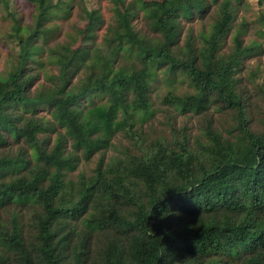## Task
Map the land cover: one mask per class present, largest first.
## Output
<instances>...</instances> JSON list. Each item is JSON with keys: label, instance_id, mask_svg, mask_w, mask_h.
<instances>
[{"label": "trees", "instance_id": "1", "mask_svg": "<svg viewBox=\"0 0 264 264\" xmlns=\"http://www.w3.org/2000/svg\"><path fill=\"white\" fill-rule=\"evenodd\" d=\"M110 1L112 23L100 43L106 53L78 46V21L61 49H47L60 32L53 21L69 20L76 0H31V26L14 19L19 60L0 75V147L12 148L0 155V218L16 208L8 222L0 219V264H264V131L251 129L246 98L248 88L264 90L254 86L255 72L246 84L238 76L252 51L242 32L221 53L236 0ZM206 1L219 5V19L200 43L190 32L180 46L182 22L203 16ZM88 9L82 16L102 27L103 17L89 18L95 10ZM141 13L154 37L137 30ZM49 65L59 66L58 76ZM161 77L192 89L164 96L177 117L234 112L232 136L208 119L195 144L185 135L175 147L163 138L146 146L135 128L156 115L153 84ZM120 132L141 140L139 153L113 158L107 169L102 160L97 177L75 188L68 175L80 155L109 150ZM96 234L106 242L94 261Z\"/></svg>", "mask_w": 264, "mask_h": 264}, {"label": "rangeland", "instance_id": "2", "mask_svg": "<svg viewBox=\"0 0 264 264\" xmlns=\"http://www.w3.org/2000/svg\"><path fill=\"white\" fill-rule=\"evenodd\" d=\"M9 6H5L0 0V75L10 66L12 63H16L19 60L18 57V41L14 39L12 35L14 19L19 20L22 26L32 24L33 7L30 3L31 0H9ZM131 1V0H129ZM155 1V0H147ZM163 1V0H156ZM208 2H210L208 0ZM207 1L206 12L203 16H198L195 20L183 21L182 22V36L180 40V46H185L188 33L192 32L196 37L195 43H200L199 36L203 32H207L211 26L220 17L219 5H210ZM83 7L89 8L91 11L95 10L91 17L94 18L101 16L105 20L102 27L96 26L95 24L87 21L80 13ZM112 1L110 0H76L74 10L69 20L59 19L53 21L60 26V32L57 33L56 37L50 40V43L46 45L47 49L50 46H63L67 41L68 32L72 30L73 24L78 21V27L81 29L83 39L78 41V46L81 48H88L99 46L102 44V37L106 32L107 27L112 23ZM88 9V10H89ZM234 20L232 22L230 33L224 38L223 47L221 50L222 54H229L234 47V37L238 32H242L241 41L243 48H250L252 51L243 60L241 71L238 76L241 77L242 83L246 84L250 82L252 74L255 72L256 79L254 86L264 90V0H236L233 6ZM137 30L143 34L154 37L155 34L152 30V25L149 21L143 18L142 13L134 21ZM52 24V23H51ZM50 26V25H48ZM97 30L96 44L93 42V32ZM38 44H43V40H38ZM37 44V43H36ZM99 44V45H98ZM61 46L59 49H61ZM77 46V47H78ZM102 51L107 52V47L102 46ZM47 52L42 55V59H46ZM10 63V64H9ZM9 64V65H7ZM7 65V66H6ZM31 65L36 67V64L31 62ZM50 70L56 76L59 74V66L49 65ZM36 70V68H35ZM35 72V71H34ZM85 71L82 70L74 79V84H77L85 76ZM43 82L41 78L36 84ZM152 99L154 100V108L157 110L156 115L149 119L144 124H138L135 130H139L142 138L145 140L146 146L153 143L154 139L163 138L175 147V139L181 141L185 135L190 139L191 144H195V141L202 136V131L205 129L207 120L212 121L214 130L221 132L225 137H231L232 134L229 131L233 130L237 124L235 122L234 112L225 113H213L209 111L207 114L196 115L187 114L177 117L172 109L163 104V98L169 92H173L177 95H184L192 91L186 80H179L175 82L174 86L169 85L161 79L153 84ZM155 90V92H154ZM157 92V93H156ZM246 98H248V118L250 121V127L252 130L262 133L264 131L263 121V110H264V96L258 91H254L248 88ZM244 95V94H243ZM245 96V95H244ZM134 131L135 133H137ZM237 134V133H235ZM141 140L131 138L126 132H120L112 139V147L107 151L96 152L89 160H85L83 155H80V161L77 162L78 166L75 171L70 172L68 180L76 183L75 188L80 187V181L85 182L91 180L93 177H97L99 164L104 161V168L107 169L112 163V159L119 157L121 159H127L129 154H138ZM72 142L69 141V148ZM16 149L14 150V152ZM12 152V148L0 147V155H8ZM104 154V157H103ZM104 169V170H105ZM116 178L112 177L111 180ZM16 208L15 206L6 207L1 212V220L8 222L10 220V209ZM22 210V209H21ZM24 213L28 218L31 217L29 207L24 209ZM25 221L27 218L24 216ZM79 229L84 228L81 222H77ZM35 233L32 228L27 229L25 238L31 243ZM91 254H93V260L96 261V255L101 248L105 245V235L96 234L91 237ZM104 241H103V239ZM1 248V246H0ZM1 255V250H0ZM14 257V256H13Z\"/></svg>", "mask_w": 264, "mask_h": 264}]
</instances>
